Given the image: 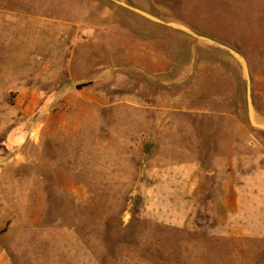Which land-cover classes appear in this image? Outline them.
<instances>
[{
  "label": "rangeland",
  "instance_id": "374dc122",
  "mask_svg": "<svg viewBox=\"0 0 264 264\" xmlns=\"http://www.w3.org/2000/svg\"><path fill=\"white\" fill-rule=\"evenodd\" d=\"M0 264H264V0H0Z\"/></svg>",
  "mask_w": 264,
  "mask_h": 264
}]
</instances>
